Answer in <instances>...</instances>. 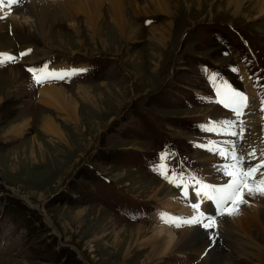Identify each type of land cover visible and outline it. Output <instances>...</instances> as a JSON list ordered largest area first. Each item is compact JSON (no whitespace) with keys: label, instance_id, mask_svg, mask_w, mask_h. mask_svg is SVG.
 I'll return each mask as SVG.
<instances>
[{"label":"rangeland","instance_id":"obj_1","mask_svg":"<svg viewBox=\"0 0 264 264\" xmlns=\"http://www.w3.org/2000/svg\"><path fill=\"white\" fill-rule=\"evenodd\" d=\"M168 3L174 7L173 18L163 14L143 17L128 10L130 26L136 31L141 28L131 41L119 38L105 24V11L101 18L103 35L100 39L91 38L85 8L70 9L61 24H55L54 28L52 24L46 26L47 34L41 39L35 29L28 30L35 41L32 39L27 45L33 44L37 49L34 58L28 54L21 57L23 48L17 47L12 54L16 60L0 64V218L5 220L0 227V264H140L139 258L119 261L123 250H116L118 246L111 249L102 246L98 238L105 234L102 226L105 220L110 221L109 215L124 224H139L151 231L160 226L177 229L171 223L164 225L162 215L156 217L158 205L164 209L162 201L171 191L170 185L176 193V186L159 174L162 163L177 177L183 173L184 181L200 176L202 181L215 185L199 172L196 155L200 150L188 139L193 134L204 140L217 136L206 130V119L208 116L220 120L224 115L211 103L202 69L204 65L216 67L232 81V87H245L242 77L233 70L238 67L241 52L231 40L241 34L264 57V13L241 17L223 10L226 4L216 0H168ZM0 7H3L0 22L1 18L7 21L12 18L8 7ZM167 22L170 24L166 25ZM159 24L166 26L164 40L151 34L150 27ZM209 26L217 27L226 42L211 36L206 30ZM8 31L11 41L26 47L15 30L8 28ZM50 53L85 57L92 63L81 80L55 83L63 85L66 95L76 102L77 123L52 108L31 103L38 101V89L43 84L31 87L23 71L24 64ZM100 61H107L103 69L99 67ZM10 66H17L18 77L12 78L7 73ZM249 77L258 88L264 86V73L257 76L251 72ZM18 84L22 86L17 87ZM43 114L58 123L67 145L55 142V135L39 129ZM23 120L29 124L17 125ZM195 121L199 124L193 125ZM213 122L210 120L209 126ZM13 126L15 131L8 132ZM34 136L40 151H35L37 144L32 148ZM204 140L198 143L204 151L218 156L216 151L205 149ZM164 154L166 160L161 161ZM153 188H159L158 195ZM189 188L194 190L192 185ZM135 201L144 203L145 222L125 216L119 209L135 214L139 211ZM209 209L206 217L217 218L214 210L211 213L213 208ZM189 226L182 224L180 228ZM215 239L222 243L223 237L217 234ZM140 240L137 248L147 249ZM212 247L206 246L203 252ZM231 251V264H252L246 261L248 258L243 260L245 256ZM173 253L145 264H162L170 257L166 263L202 261L195 252L184 257Z\"/></svg>","mask_w":264,"mask_h":264},{"label":"bare ground","instance_id":"obj_2","mask_svg":"<svg viewBox=\"0 0 264 264\" xmlns=\"http://www.w3.org/2000/svg\"><path fill=\"white\" fill-rule=\"evenodd\" d=\"M216 1L220 4H226V9L224 8L223 10L232 11L231 13L235 15L238 14L241 17H257L264 13V0ZM20 2H23V6L14 7V5H12L9 7L7 3L0 5L8 7L9 11L13 14L12 18H9L8 21L1 18L0 51L2 48H6V50H8L6 51L7 53L13 54L17 47V49H24L25 45L19 47L17 42L11 41L8 36V28L15 30V35H18L17 38L20 39L22 44H26V47H28L29 45H27V42H31L32 39L34 40L33 34L28 30L35 29L39 35V39H41L47 34L46 26L52 24V28H54L53 26H55V24H61L66 20L65 14H67L68 10H77L79 7L85 8V22L88 26L89 36L91 38L96 37L97 39H100V36L103 35L101 32V25H104V21L102 22L101 20L103 11L106 13L105 24H107L119 38L127 41L135 39L139 34V29H141L138 28L136 31L135 28L130 26V20L128 19L129 9L131 14L135 13L137 15L140 13L143 17L152 14H163L173 18L175 14L174 7L172 4L170 5V3H168V0H147L145 3H142L141 0H20ZM0 8L2 10L3 7ZM168 24H170V22H167L166 25ZM163 25L165 24L150 27L153 30L151 34L153 36L158 35L161 40L166 39L165 33L167 32L166 26ZM171 26H173L172 22ZM30 47L32 50L28 55L34 58L37 49L33 44H30ZM151 54L156 56L153 52ZM7 73L11 74L12 78H15V76L18 77L20 74L17 66L8 67ZM239 75L240 79L242 77L243 82H245V88L250 92V104L254 105V107L249 105L247 108L248 112L245 116L241 117L242 126L244 128L243 143L241 141L242 139L228 135L225 132L213 131L218 135L208 138L209 140L207 141L204 140L203 143H205V145L203 146L206 150L210 151H214L216 147L217 149L222 148L230 151L234 147L237 155H243L245 157L246 162L244 166L247 167L249 163L255 164L259 162V160L264 159V156L260 155V153L264 151V113L256 108V90L251 87L252 84L246 78L242 68H240ZM11 77L8 76L9 79ZM12 82H16V79ZM55 83L56 82H46L41 85L38 89V101L35 100L31 103L36 102L33 106L40 104L41 106L52 108L59 114L63 113L77 123L78 110L76 102L66 95V89L63 85H56ZM18 86L22 85L18 84L17 87ZM4 90H6V87ZM1 99L2 97L0 96V101ZM31 107L32 106H30V108ZM222 121H234L232 114L228 115V117L224 114L223 118L214 121L212 124ZM28 124V121L23 120L17 125L25 127ZM240 125H237V127L231 130L240 132ZM15 126L8 132L13 133L15 131ZM39 129L55 135L57 137L55 142L67 143L64 135H62V129L52 116L48 114L41 115ZM36 141H38L37 137L34 136L33 139H31L32 144H35V146H32L33 149L36 148ZM38 145L39 144H37L35 151L41 150L40 145ZM253 149L256 150V158L249 161L247 154ZM196 163L200 165L199 172L204 179L215 183L216 186H222L230 179L221 171L225 165L233 163L230 159L222 158L219 155L211 156L207 154L206 151L200 150V153L196 155ZM189 186L186 189L189 193L187 197L175 193L172 188L171 191L164 196L165 199L162 201L164 210H167V212L172 211L171 214H169L170 217L164 219L165 221H168L170 218H178L174 214V209L186 219H190L194 214H207L206 212L209 206L215 209L213 213H217L218 210L214 202H205L202 197H195L194 190L190 191ZM153 190L156 195L160 192L159 188H153ZM184 190L185 189H182V191ZM182 197H185V199H182ZM245 199L248 200V203L240 207V211L237 215L215 218L217 225L215 229L216 235L220 234L223 239L222 243L219 239H216V245H213L211 250H208L207 253H204L203 250H205L206 246L210 245L209 237L211 230L206 231L202 227V224L177 229H174V227L160 226L155 227L152 230L153 233H151V230L143 228L142 225L124 224L123 221L109 215L110 221L112 222L104 221L105 223L102 226V230L105 231V234L98 239H100L104 248L111 249L118 246L116 250H123L122 259L120 258L119 261L131 260L132 262L135 261L136 258H139L138 263L145 264L147 261H156L159 256L171 252L178 254L180 257L195 252L196 256L202 260L200 264H231V250H235L241 256H245L243 260L248 258L246 260L247 262L252 264H264V196L245 193ZM193 203H198L200 205L199 209L194 210L191 206ZM208 218L209 217H204L202 223H207ZM101 223L103 224V222ZM116 223L118 224L116 225ZM166 223L167 222H165L164 225H166ZM119 225H121V227ZM118 226L120 228H118ZM116 227L119 229L118 231ZM138 240L143 241L147 249L144 247L137 248L138 246L136 243ZM121 244H123V246H121ZM228 248H230V250ZM167 260L170 261L171 257L165 259L163 263L170 264L166 263Z\"/></svg>","mask_w":264,"mask_h":264},{"label":"snow or ice","instance_id":"obj_3","mask_svg":"<svg viewBox=\"0 0 264 264\" xmlns=\"http://www.w3.org/2000/svg\"><path fill=\"white\" fill-rule=\"evenodd\" d=\"M7 3L9 7L20 3V0H0V5ZM7 16V13L4 14ZM31 50L21 52L20 56L23 57L27 55ZM16 57L13 55L0 53V64L7 62H14ZM236 71V69H233ZM27 71L31 74L32 80L36 84H42L47 80H63L70 76L72 71L82 72L84 69L76 70H52L49 69L48 65L45 64L39 68H28ZM208 80L212 84L213 88L216 90V95L218 98L217 103L223 105L224 108L229 109L233 115L239 120L245 114V109L249 107V98L241 91L231 88L226 82H221L217 84V77L215 74L208 76ZM222 87L226 89L222 93ZM261 110L264 111V100L261 101ZM237 127L236 121H222L216 122L210 125L206 130L208 131H221L228 135L236 136L240 139L243 138L244 128L242 122L240 125V132L234 130ZM219 156L225 159H230L233 163L225 165L221 171L224 175L230 179L222 186H216L212 184L205 183L202 180H198L195 177H191L192 188L194 189L195 197H202L207 201L214 202L216 209L218 210L216 216L218 217H229L235 216L239 213L240 207L246 205L248 200L245 199V193L249 195H262L264 196V159L259 160L255 164H250L245 167V157L243 155H237L235 148L233 147L230 151L225 149H214ZM264 156V151L260 153ZM167 154L161 156V161L166 160ZM249 161L256 158V150L253 149L247 154ZM159 174L163 176L170 183H173L176 187H181L185 189L182 191V195L187 197L189 195L188 185L184 182L183 173L177 174L173 172L169 175L167 164L162 163L158 169ZM192 208L194 210L199 209L200 205L198 203H193ZM163 219V217H162ZM204 220V214L199 213L194 214L190 219L186 218H171L167 223L174 224L175 227L180 228L182 224L184 225H201L206 231H210V246L214 245L216 242V232L217 227L215 217L208 218L207 223H202Z\"/></svg>","mask_w":264,"mask_h":264}]
</instances>
